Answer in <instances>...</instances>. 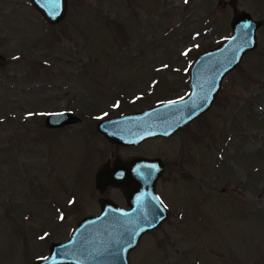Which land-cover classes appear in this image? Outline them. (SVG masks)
Masks as SVG:
<instances>
[{"label": "rangeland", "instance_id": "1", "mask_svg": "<svg viewBox=\"0 0 264 264\" xmlns=\"http://www.w3.org/2000/svg\"><path fill=\"white\" fill-rule=\"evenodd\" d=\"M241 12L259 22L256 46L207 112L134 148L97 132L103 117L187 96L191 65ZM0 54V264L45 257L99 197L125 205L94 177L128 155L161 160L168 208L129 264H264V0H67L56 25L29 0H0ZM62 111L84 122L47 129Z\"/></svg>", "mask_w": 264, "mask_h": 264}, {"label": "water", "instance_id": "2", "mask_svg": "<svg viewBox=\"0 0 264 264\" xmlns=\"http://www.w3.org/2000/svg\"><path fill=\"white\" fill-rule=\"evenodd\" d=\"M233 1V0H232ZM50 25L62 21L67 0H29ZM232 37L200 55L190 70L189 93L180 100L158 104L139 112L100 121L97 131L110 143L137 145L148 138L169 137L179 128L207 112L220 90L225 75L241 62L246 51L256 46L259 22L246 12L231 21ZM5 58L0 54V64ZM78 121L70 112L46 116L45 126L61 128ZM161 160L133 158L113 166L104 163L95 175L96 188L119 187L128 209L107 199H99L100 213L84 217L65 242H52L46 257L33 264H129L128 256L141 237L167 219V209L155 192L163 174Z\"/></svg>", "mask_w": 264, "mask_h": 264}, {"label": "flooded vegetation", "instance_id": "3", "mask_svg": "<svg viewBox=\"0 0 264 264\" xmlns=\"http://www.w3.org/2000/svg\"><path fill=\"white\" fill-rule=\"evenodd\" d=\"M104 118H107V117H104ZM103 118V119H104ZM84 121H81L80 119L76 122V123H83ZM98 123H96L95 124V127H96V125H97ZM69 126V125H68ZM64 128V127H63ZM62 129V128H61ZM156 138H162V137H156ZM163 139H167V138H163ZM141 143H144V141H142ZM116 146L117 147H123V146H118V144H116ZM139 146V145H138ZM137 147V146H136ZM123 148H130V147H123ZM132 148H134V146L132 147ZM133 158H146V157H144V155H128V156H126V157H115L114 159H113V161L111 162L110 160H108V161H106L105 163H108L109 164V166L110 167H112L113 166V163L118 159V160H121L122 162H126V161H129V160H131V159H133ZM147 159H150V158H147ZM151 159H153V158H151ZM111 162V163H110ZM163 167H164V170H165V166L163 165ZM158 181H159V179H158ZM158 183V182H157ZM157 185V184H156ZM107 189H111L112 190V192H115V191H118V193H119V196L121 197V199L122 200H124V202H125V205H122V204H120V203H118V202H116L115 200H113L112 198H109V197H99L98 199H97V204H98V210H97V212H95L94 214H92V215H96V214H98L99 213V211H100V205H99V199H107V200H109V201H111V202H113L114 204H116L117 206H119V207H122V208H125V209H128V206H127V201H126V197L123 195V193H122V191H121V189L120 188H114V187H112V186H108L105 190H107ZM156 189V188H155ZM105 190H103V191H105ZM100 193H102V192H100Z\"/></svg>", "mask_w": 264, "mask_h": 264}, {"label": "snow or ice", "instance_id": "4", "mask_svg": "<svg viewBox=\"0 0 264 264\" xmlns=\"http://www.w3.org/2000/svg\"><path fill=\"white\" fill-rule=\"evenodd\" d=\"M185 2H187V0H185Z\"/></svg>", "mask_w": 264, "mask_h": 264}]
</instances>
